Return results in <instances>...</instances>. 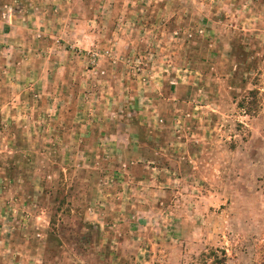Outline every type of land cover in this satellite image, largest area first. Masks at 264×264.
Listing matches in <instances>:
<instances>
[{
	"label": "rangeland",
	"instance_id": "obj_1",
	"mask_svg": "<svg viewBox=\"0 0 264 264\" xmlns=\"http://www.w3.org/2000/svg\"><path fill=\"white\" fill-rule=\"evenodd\" d=\"M263 257L264 0H0V264Z\"/></svg>",
	"mask_w": 264,
	"mask_h": 264
},
{
	"label": "trees",
	"instance_id": "obj_2",
	"mask_svg": "<svg viewBox=\"0 0 264 264\" xmlns=\"http://www.w3.org/2000/svg\"><path fill=\"white\" fill-rule=\"evenodd\" d=\"M263 261H264V257H263ZM220 262V261H219ZM220 264H223V259H222V262H220Z\"/></svg>",
	"mask_w": 264,
	"mask_h": 264
}]
</instances>
